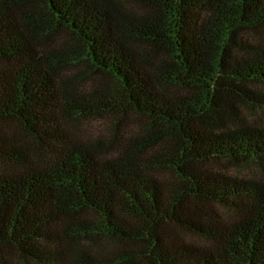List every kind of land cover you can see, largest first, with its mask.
Returning <instances> with one entry per match:
<instances>
[{"label":"trees","instance_id":"1","mask_svg":"<svg viewBox=\"0 0 264 264\" xmlns=\"http://www.w3.org/2000/svg\"><path fill=\"white\" fill-rule=\"evenodd\" d=\"M262 28L264 0H0V254L264 264Z\"/></svg>","mask_w":264,"mask_h":264},{"label":"rangeland","instance_id":"2","mask_svg":"<svg viewBox=\"0 0 264 264\" xmlns=\"http://www.w3.org/2000/svg\"><path fill=\"white\" fill-rule=\"evenodd\" d=\"M253 39L256 42H263L264 44V28L260 29L257 33L253 34ZM91 79L95 81L97 77L92 76ZM92 81L90 79L84 80L82 83H80L78 86L81 89H86L91 85ZM264 93V89H263ZM242 114L245 116V120L250 124H264V111H260L258 109H251L247 107L241 108ZM127 122V128L123 131H130L131 129L138 128L141 124L144 123L143 119L138 118L132 114H128L126 117ZM67 129L69 130V135L75 139L78 138V140H85L87 138H93L98 135L105 137L110 132V128L108 127V122L101 118H87L83 120H71L67 124ZM1 128L0 130L4 132L5 135H11L14 134L18 130V127L14 122L7 121L2 122L0 124ZM129 129V130H128ZM125 133V132H124ZM226 170L232 174H238L239 176L244 177H251L254 173H257L259 171V165L256 163H247V164H228L225 163L224 166ZM8 169L9 166L4 163H0V169ZM222 215L225 216V213L222 212ZM87 242V241H86ZM85 242V243H86ZM103 246V241H96L93 245V252L98 250L96 248H99ZM0 264H34L31 261H25L19 258L16 254L12 252H3L0 254ZM3 261V263H2Z\"/></svg>","mask_w":264,"mask_h":264}]
</instances>
